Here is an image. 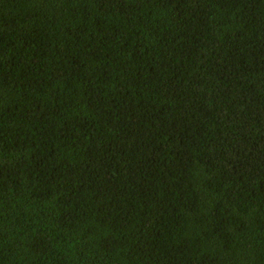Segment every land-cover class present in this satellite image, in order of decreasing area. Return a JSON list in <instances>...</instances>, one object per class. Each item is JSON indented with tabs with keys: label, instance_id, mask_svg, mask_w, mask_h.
<instances>
[{
	"label": "trees",
	"instance_id": "16d2710c",
	"mask_svg": "<svg viewBox=\"0 0 264 264\" xmlns=\"http://www.w3.org/2000/svg\"><path fill=\"white\" fill-rule=\"evenodd\" d=\"M0 264H264V0H0Z\"/></svg>",
	"mask_w": 264,
	"mask_h": 264
}]
</instances>
